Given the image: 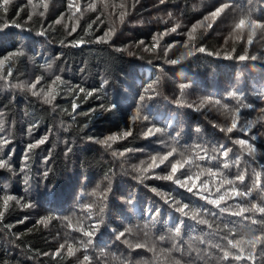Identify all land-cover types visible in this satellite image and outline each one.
Instances as JSON below:
<instances>
[{
  "label": "trees",
  "instance_id": "16d2710c",
  "mask_svg": "<svg viewBox=\"0 0 264 264\" xmlns=\"http://www.w3.org/2000/svg\"><path fill=\"white\" fill-rule=\"evenodd\" d=\"M241 17L264 0H0V264H264V30ZM173 149L184 187L161 178Z\"/></svg>",
  "mask_w": 264,
  "mask_h": 264
},
{
  "label": "snow or ice",
  "instance_id": "6c2138e0",
  "mask_svg": "<svg viewBox=\"0 0 264 264\" xmlns=\"http://www.w3.org/2000/svg\"><path fill=\"white\" fill-rule=\"evenodd\" d=\"M31 2H32V0H29V3H31ZM163 2H164V0H161V3H163ZM8 3H9V0H4V4L5 5H7ZM69 7L71 8L72 5L70 4ZM90 7L93 10H95V8H96V6L94 4L93 5H90ZM226 7H227V4H225L224 6L218 8L216 11H214V12L211 13V16L212 17H218V16H220L221 13L224 12V10H225ZM77 11H80V9L77 8ZM41 14H43V13H41ZM250 15L251 14H249V17H250ZM29 19H31V16L29 17ZM59 22L60 21L58 20L57 23H59ZM209 27H211V25H209ZM246 27H249L252 30H255V29H262V30H264V23H260L256 19H250V18L241 17L238 20V22L235 24L234 31H236V30H243ZM194 30H195V28L193 29V31ZM72 31L74 32L75 31V28H72ZM172 31H175V28H173ZM190 38H191V36H190ZM248 43L249 44L252 43L251 35L249 36ZM198 51L205 52L206 50L203 47H201V48L198 49ZM23 54H24L23 51L22 50H19V51H14V52L10 53V56L11 57H18V56H22ZM189 54H191V53H189ZM208 54L209 55H212V53H208ZM8 58L9 57H5V59H8ZM183 58L184 57H181V59H183ZM225 58L228 59L230 57L226 56ZM238 59L240 61H244L245 59H248V57L245 56V55H241V56L238 57ZM251 59L252 60H256L257 57L252 56ZM171 62L173 64L179 63L178 60H173ZM0 63H2V61H0ZM39 82H40L39 79H37V81L34 84L31 85V88L32 89H35L36 88V84H38ZM32 94L33 95H38V92L37 91H33ZM90 94L91 93H89V95ZM49 95H50V93H45V95H44V102L45 103H50L51 102L50 99H49ZM73 107L75 108V105H73ZM137 118H138L137 116H134L133 117L134 120L137 119ZM235 128H237V118L236 117H233L232 118V121H231V126L227 127V131L228 132H232L233 129H235ZM155 131L158 132L159 129H156ZM130 134H131L130 132L125 131L123 133V136H128ZM152 134H154V131L152 129H149L148 132L146 133V135H152ZM116 139H117V136L111 135V136L106 137L104 140L99 141V143L106 144L108 147H111V144H109L108 142L109 141H115ZM237 142L240 145H242V146L246 145V141H244V140H239ZM4 143H6V141H4ZM38 143L42 144V143H44V140H40ZM36 146H37L36 144H29L28 145V149L31 150L32 148H35ZM220 147H221V155L223 157L227 158L230 149H227L224 146H220ZM248 147H249V150L250 151H254V149L250 145H248ZM174 152H175V149H173L172 151L168 152L167 154L161 155L159 157V164H165V162L171 163V171H170V173L167 174V175L162 176L161 178L164 179V180L173 181V182H175L177 184H180L181 187H184V186H186V182L187 181L194 180V177L192 175H188L187 177H185L184 179H182L181 176H178L177 175V173L180 171V169L183 167L184 164L190 163V161L189 160H184V161L177 160L175 162H171L169 160V157H171ZM205 155L207 156V152H205ZM199 158L200 159H204L205 157L202 156V157H199ZM208 158L211 159L213 157H208ZM27 159H28V152H26L25 153V156H24V160L27 161ZM157 159L158 158L156 156H153L151 158L152 165L159 166L157 164ZM237 163H238V160H237ZM152 165H149V169L152 167ZM6 166H8V165L6 164L5 159L0 158V168H4ZM228 166L229 165H228L227 161L225 160V163L223 164V167H228ZM198 178L199 177L197 176L195 179H198ZM237 179L239 181L243 182L244 179H245V176L244 175H238L237 176ZM225 182L226 183H229V184L233 183V181H231V180H226ZM257 183H259V175H257ZM193 186H195V184H193ZM189 191H191V188H189ZM217 191H219V189H217ZM233 191H235L236 194L239 195V196H247L248 195V193L243 192V191H238L236 189H233ZM201 198L204 199L205 197H201ZM13 199H14V197L11 196V195L6 196L4 198V205H5V207H7L8 202L11 201V200H13ZM224 199H225V197L223 195H221L218 199H211L208 202L211 203V204H214L216 207L219 208L220 207V204H221V201H223ZM176 204H177L176 210L178 212H180L183 216H188L189 213H191V218L192 219H197V217L200 215V211L199 210L189 208V205L188 204L180 205L179 202H176ZM26 206H28V205H26ZM251 207L253 209H257L261 213H264V207H259L256 204H253ZM220 210L221 211H228V209H224V208H221ZM248 210H249L248 208H246V207H244V206L241 205V206H239V211L238 212L233 211L231 214L232 215L239 216V215H242L244 212H246ZM158 214H159V212L157 210V212L154 215H158ZM150 215H153V214L150 212ZM0 216H3V213L2 212H0ZM42 222L46 223V221H42ZM200 222L201 223H205V221H203V220H201ZM252 223L255 224V223H257V221L255 219H253L252 220ZM69 226H71V225H69ZM97 230H98V224H95V223L90 227L89 230H82V234L85 237H88V240H87V243L88 244H91L92 243V239L91 238H92V236L94 235V233ZM180 231H181L180 227L177 226L175 228V233L178 235L180 233ZM123 235H124V232H120L117 238L119 239ZM255 241H262V242H264V235L257 236V235L254 234L253 235V239L251 241H248V243L252 244L253 248H255V246H256L255 245ZM240 244H241V241L240 240H235L234 241L232 239H228V245L231 246V248H238V246ZM63 247H64V245H61V248H63ZM137 247H139V245H137ZM217 247H219V246H217ZM239 251L242 252L243 249H239ZM68 252H69V254H72L73 253V247H72L71 244L68 245ZM229 255H230V252L227 250V248H225L223 250V256H224V258H227ZM235 258L237 260H239V259H241V256L240 255H235ZM83 259H84V261H88L89 260V257L88 256H84Z\"/></svg>",
  "mask_w": 264,
  "mask_h": 264
}]
</instances>
